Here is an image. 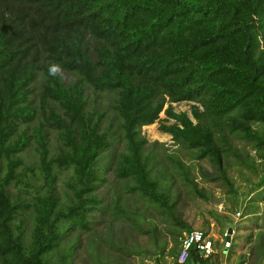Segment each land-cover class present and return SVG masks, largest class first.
<instances>
[{
  "label": "trees",
  "instance_id": "16d2710c",
  "mask_svg": "<svg viewBox=\"0 0 264 264\" xmlns=\"http://www.w3.org/2000/svg\"><path fill=\"white\" fill-rule=\"evenodd\" d=\"M262 40L264 0H0V264H69L53 252L65 235L90 229L102 202L97 160L112 145L90 92L110 97L120 121L117 177L151 203L169 201L143 156L142 128L161 113L162 132L197 150V160L221 167L215 136L225 145L226 130L264 163V134L254 128L264 123ZM52 64L62 78L49 74ZM182 102L192 103L191 115L174 110ZM51 132L61 143L55 155ZM29 162L42 176L35 191L25 190ZM66 170L70 193L61 202L56 182ZM171 253L177 264L179 252ZM215 255L192 250L186 264Z\"/></svg>",
  "mask_w": 264,
  "mask_h": 264
},
{
  "label": "rangeland",
  "instance_id": "374dc122",
  "mask_svg": "<svg viewBox=\"0 0 264 264\" xmlns=\"http://www.w3.org/2000/svg\"><path fill=\"white\" fill-rule=\"evenodd\" d=\"M112 105L110 97H96L90 92L89 109L104 114L102 130L112 137L110 149L97 160L100 181L95 194L102 202L89 215L90 229L65 235L53 252V260L67 254L69 264H157L156 260L158 264H175L171 252L173 249L180 252L181 240L188 232L184 226H189L191 231L200 230L215 238L214 260L218 261L206 260L205 264H264V200L258 197L264 192V183L255 187L264 180V163L252 143L225 130V145L215 136L223 150L221 167L209 158L197 160V150L187 149L162 132L161 124L168 123L163 121L165 114L161 113L159 122L142 128V135L148 140L143 156L150 177L169 196L167 206L162 207L131 192V179L117 177L116 168L125 147L120 121ZM172 106L176 112L191 115L192 103ZM254 128L264 134V123L255 124ZM60 144L51 132V155L58 152ZM26 166L33 172L24 170L28 182L25 190H38L42 185L38 166L32 162L23 167ZM71 174L70 170L58 172L56 186L61 202L70 193L66 183ZM223 174L231 180L234 193L224 185ZM220 203L222 211L218 209ZM237 212L242 214L239 219ZM226 222L233 224L234 235L230 249L225 252L221 239Z\"/></svg>",
  "mask_w": 264,
  "mask_h": 264
},
{
  "label": "built area",
  "instance_id": "2783aa9c",
  "mask_svg": "<svg viewBox=\"0 0 264 264\" xmlns=\"http://www.w3.org/2000/svg\"><path fill=\"white\" fill-rule=\"evenodd\" d=\"M220 211L223 210V204L220 203L218 206ZM241 213H236V218L239 219L241 217ZM229 222H226V224ZM226 226L223 237L221 239L222 249L223 251H228L231 247L232 236L234 235V230L232 228L233 224L230 223L229 226ZM192 250L200 253V255L208 259L214 254H216V245L215 238L210 234H206L200 230H193L184 234L181 240V249L176 259L177 264H186L189 260L190 254Z\"/></svg>",
  "mask_w": 264,
  "mask_h": 264
},
{
  "label": "clouds",
  "instance_id": "9594fccd",
  "mask_svg": "<svg viewBox=\"0 0 264 264\" xmlns=\"http://www.w3.org/2000/svg\"><path fill=\"white\" fill-rule=\"evenodd\" d=\"M62 71H63L62 67L58 64H52L49 66V74L51 76L62 78L61 76Z\"/></svg>",
  "mask_w": 264,
  "mask_h": 264
},
{
  "label": "water",
  "instance_id": "95a60500",
  "mask_svg": "<svg viewBox=\"0 0 264 264\" xmlns=\"http://www.w3.org/2000/svg\"><path fill=\"white\" fill-rule=\"evenodd\" d=\"M226 225H227V226H229V225H230V223H227Z\"/></svg>",
  "mask_w": 264,
  "mask_h": 264
}]
</instances>
